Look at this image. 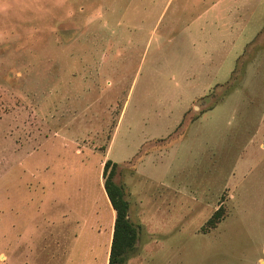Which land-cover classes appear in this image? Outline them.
Masks as SVG:
<instances>
[{
    "label": "rangeland",
    "instance_id": "374dc122",
    "mask_svg": "<svg viewBox=\"0 0 264 264\" xmlns=\"http://www.w3.org/2000/svg\"><path fill=\"white\" fill-rule=\"evenodd\" d=\"M170 1L0 0V264H109L108 160L124 264H264V0Z\"/></svg>",
    "mask_w": 264,
    "mask_h": 264
},
{
    "label": "trees",
    "instance_id": "16d2710c",
    "mask_svg": "<svg viewBox=\"0 0 264 264\" xmlns=\"http://www.w3.org/2000/svg\"><path fill=\"white\" fill-rule=\"evenodd\" d=\"M116 168L117 164L108 160L105 162L103 169L104 189L116 213L109 264H124L135 250L138 233L136 227L130 221V204L125 198L124 190L115 181ZM221 213L218 210L210 220L213 227L220 221Z\"/></svg>",
    "mask_w": 264,
    "mask_h": 264
},
{
    "label": "crops",
    "instance_id": "0c3cea01",
    "mask_svg": "<svg viewBox=\"0 0 264 264\" xmlns=\"http://www.w3.org/2000/svg\"><path fill=\"white\" fill-rule=\"evenodd\" d=\"M175 0H171L170 2H169V4L167 5V7H166V10H167V8L169 7V5L172 3V2H174ZM230 1V3L233 1V0H229ZM237 1V0H236ZM237 3V2H236ZM239 3L241 4V1L239 0ZM218 3H215L214 5H213V7L215 8L216 7V5H217ZM166 10H165V12H166ZM164 12V13H165ZM216 14H218V11L216 10V11H214V13H213V15L212 16H210V13L208 12L207 14H205V15H201L198 19H204L205 21L207 20V19H209V17H212V18H214L215 17V15ZM207 22V21H206ZM212 53V52H211ZM210 53V54H211ZM216 55V54H215ZM214 59V57L212 56L211 57V60H213ZM111 204V203H110ZM113 232H114V226H113V229L110 231V235H109V238H108V242H109V244H107V248H108V253H107V255H106V261L108 260L109 261V255H110V249H111V244H112V239H113ZM106 263V262H105Z\"/></svg>",
    "mask_w": 264,
    "mask_h": 264
}]
</instances>
